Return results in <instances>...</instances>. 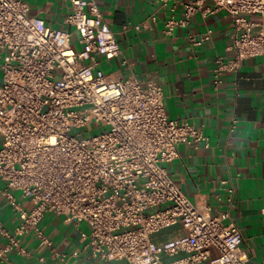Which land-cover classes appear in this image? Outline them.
Wrapping results in <instances>:
<instances>
[{"label":"built area","instance_id":"2783aa9c","mask_svg":"<svg viewBox=\"0 0 264 264\" xmlns=\"http://www.w3.org/2000/svg\"><path fill=\"white\" fill-rule=\"evenodd\" d=\"M67 1L72 11L65 22L72 30L31 16L24 0H0L1 193L18 219L12 231L0 222V233L19 253L26 252L22 241L29 234L53 247L41 222L54 213L68 224L88 225L85 248L104 264H249L242 231L229 213L212 215L210 205L192 202L169 175L178 145L200 144L205 135L167 116L162 86L98 69V56L116 58L122 47L95 0ZM179 1L160 3L166 8ZM199 9L224 10L233 20L236 55L215 59V83L247 59L264 57V0L186 2L180 16L165 20V35L188 27ZM211 34L188 37L200 46ZM234 190H228L230 201ZM176 224L186 230L183 236L152 240Z\"/></svg>","mask_w":264,"mask_h":264},{"label":"crops","instance_id":"0c3cea01","mask_svg":"<svg viewBox=\"0 0 264 264\" xmlns=\"http://www.w3.org/2000/svg\"><path fill=\"white\" fill-rule=\"evenodd\" d=\"M24 1L29 3L31 16L42 17L52 28L72 30L65 22L72 11L69 1ZM95 1L122 47L116 58L98 56L97 68L119 78L134 75L144 86L150 81L162 86L167 116L202 131L206 141L178 145V158L167 164L169 175L192 202L210 205L212 215L228 212L242 231L249 264H264V57L247 59L238 72H223L221 82L215 83V59L236 55L231 37L233 20L226 11L206 13L199 9L188 27H178L167 36L165 20L172 13L180 16L184 3L192 0L170 3L166 8L160 0ZM142 24L145 26L136 29ZM209 30L211 38L202 45L190 43V34ZM231 186L235 187L232 201ZM5 187L0 179V222L12 231L18 219L1 193ZM23 203L32 205L28 200ZM41 227L53 247L40 245L29 234L22 241L25 253H19L0 233V249L5 251L0 264H104L85 248L82 233L89 231L86 223L75 226L66 223L63 216L49 213ZM185 233L184 227L176 224L151 238L159 244ZM55 251L62 257H56ZM112 264L127 263L119 260Z\"/></svg>","mask_w":264,"mask_h":264},{"label":"rangeland","instance_id":"374dc122","mask_svg":"<svg viewBox=\"0 0 264 264\" xmlns=\"http://www.w3.org/2000/svg\"><path fill=\"white\" fill-rule=\"evenodd\" d=\"M93 126H94L93 133H97V132H99V131H100V129H99V128H97L95 124H94Z\"/></svg>","mask_w":264,"mask_h":264}]
</instances>
